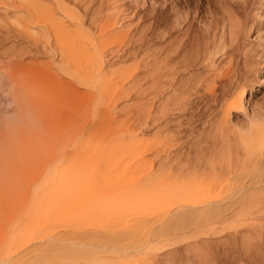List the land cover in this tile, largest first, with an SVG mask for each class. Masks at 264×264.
<instances>
[{
  "label": "bare ground",
  "instance_id": "6f19581e",
  "mask_svg": "<svg viewBox=\"0 0 264 264\" xmlns=\"http://www.w3.org/2000/svg\"><path fill=\"white\" fill-rule=\"evenodd\" d=\"M158 1L0 0V24L20 32L40 59L24 63L32 50L17 48L22 56L17 44L9 52L20 55L0 65V117L12 124L0 136V264H212L220 246L233 252L223 260L264 264V112L247 124L232 118L257 106L250 76L264 85V64L255 68L245 43L259 22L226 0L222 11L205 13L203 33L191 35L190 10L174 2L166 48L152 50L145 13L134 6ZM258 43L264 51V37ZM22 73L40 84L25 90ZM74 82L85 88L75 92L82 104L102 108V122L88 130L54 113ZM218 84L222 114L194 156L171 155L161 127L152 137L141 127L152 114L146 92L159 97V121L194 94L216 99ZM134 98L140 124L117 123L119 104Z\"/></svg>",
  "mask_w": 264,
  "mask_h": 264
},
{
  "label": "rangeland",
  "instance_id": "374dc122",
  "mask_svg": "<svg viewBox=\"0 0 264 264\" xmlns=\"http://www.w3.org/2000/svg\"><path fill=\"white\" fill-rule=\"evenodd\" d=\"M224 1H225V3H224ZM174 2H176V3L178 2V5L180 7H182V9H184V11L190 10V14H189V18H188L187 22L190 21V24H191V28H190V34L191 35H198L201 32L203 33V30H205V26H206V25H204L205 22H206V18L208 19V17L205 16V13H207V11L209 9L212 12H214V10H212V9L217 8L216 10H218L219 8H221L218 11H222L224 8H222L220 3H223V4L226 5V0H166V1L165 0H159L153 6H152V4H150V2H146L145 4H138L137 7H136V4H135L134 7L137 8L136 9L137 11H140L143 14L145 13L143 19L141 20V22L142 23H146L147 33L149 32L148 33V37L150 38V40H152V42H151V45H152L151 49L152 50L153 49L154 50L157 49V51L158 50L162 51L163 49L166 48V47H164V46H166V44H165V39L163 38L164 37L163 34H165L164 29L166 28L165 26H167V23L169 24V21H172L173 19H175V16H173L174 15V13H173V11H174L173 5L175 4ZM231 2L233 3V8L238 6V4H242V6L239 5L240 7H236V9L238 8V10H236V11L238 12L241 9L240 12H242V9L244 7L246 9L245 12H247V13H245L246 15L245 14L243 15L241 13H239V15L240 16H247L246 20H248L250 22V24L254 23L255 20H256L255 21L256 23H257V21L259 22L258 26L260 28V32L257 33L253 29L252 32L250 33L249 38L246 40L245 43H246V45H248V47L251 46L249 48L253 49V51L250 49L252 55L254 56L253 57V61L255 63H260L258 65L256 64L257 66L255 68L257 70H260L261 66L264 64V51H263V46L259 45V43H258V36L264 37V0H233V1L231 0ZM235 3H237V5ZM243 4H244V6H243ZM226 6H228V5H226ZM195 7H197V8H195ZM223 7H224V5H223ZM187 8H189V9H187ZM259 8H260V10H259ZM218 11H216V13L214 12V14H217ZM243 12H244V9H243ZM258 13L261 14V16H260L261 18L260 17L258 18V15H257ZM244 18H246V17H243V19ZM9 27H11V26H9ZM14 31L11 30L10 28H7V26L4 27L3 24H0V57H1L0 58V65H1V61H5V60H8V58H11V56L13 54L10 55V53L11 52L15 53V51H17L19 49V47H21V50L25 47L24 51H28L27 48L32 50L31 49L32 48V46H31L32 43L27 41L26 38L24 39V37H23V39L26 42H28L29 44L28 43L26 44V42L23 39H21V40L24 41L25 43L24 42L21 43L19 41V39L22 38V36H21L22 34L20 32L16 33V30H14ZM17 35H18V37H17ZM151 38H153V39H151ZM163 40H164V43H162ZM16 41L18 43H16ZM17 44H18V46H17ZM33 46H34V44H33ZM126 46L127 45L123 44L122 47L126 48ZM13 48H15V51H11ZM21 50L20 51L18 50L19 52H21L20 54H22V52H23ZM9 51H11V52H9ZM7 52L9 53L10 57L7 56L8 55ZM19 52H18V54H19ZM35 52L37 54L36 48L34 49V47H33V50L31 52L30 51L26 52V55H25L24 59H23V57L22 58L20 57V58L23 59V62L24 61L26 63H30V62L33 63L34 62V63L37 64V62L38 63L40 62V59L37 58L38 55H36ZM31 53L34 54V55H31ZM1 54H2V56H1ZM24 54H25V52H24ZM15 55H16V57L19 56L17 54H14L13 56H15ZM13 56H12V58H13ZM22 56H24V55L22 54ZM37 59H39V60H37ZM132 61L133 60L130 61L131 62L130 63L131 67H133L132 66L133 62ZM33 71H37V69H33ZM22 75H24L25 77H28L26 79L24 85H23L25 90H30V89L32 90L38 84H40V82L37 79H35L34 76H31L30 74H28V76H27V74H24V73H22L21 76ZM24 76H22V77H24ZM148 77H146V78H148ZM146 78H145V80H143L142 83L144 84L147 81V83L144 84L145 87H147V89H145L144 86H143V88L146 91H149V92L152 93V91L149 90V89H151L150 86H151L152 82L150 83V81H148L150 78L148 80ZM164 78H163V80L160 78V80H161L160 82H162V81L165 82V80H167L166 77H164ZM250 79H254L253 80V85L255 86V90L251 94V100H252V102H256L257 106L255 108L250 106L248 108V111H247L246 114H244V113H242V114L234 113L232 118L235 119V121L237 123L239 122V124H247L248 121L251 120L252 118L258 117L257 115H259L260 112H264V87H263L264 85L263 86H258L260 80H258L259 78H255L254 73L250 76ZM164 82H162V83H164ZM0 84H1V82H0ZM78 84L79 83H77V82H74V84H73L74 85L73 88H75V91L72 92L70 101L68 103H66L64 106H62L61 108L56 107L54 113H55V116L59 120L68 119L71 125L72 124H74V125L81 124V125H79L77 127H74V129H80V128H83V127L87 126L84 129L88 130V127L91 128L92 126H96L97 124H99V123H96V122L99 121L98 117H99L100 113L99 114L97 113L98 114V117H97V115L95 114V112H96L95 110L98 108V106L96 108L88 109L87 108L88 107V103H85V105H84V104H82L79 101V99H77L78 96H77V94L75 92H78V91L82 92V90H85L84 87H82V86H80V84L79 85ZM76 89H77V91H76ZM167 89L165 88L166 91L165 90L164 91L167 92L168 91ZM221 91H222V88L218 84L217 92H216V95H217L216 99H214L212 97V95L210 96L209 93L203 92V91H202L203 94L202 93L201 94H194V95H192V97L191 96L189 97V98H191L190 99L191 101L190 100H188L189 102L187 100H185L184 102L180 101V103L182 102L181 105L179 103H177L176 107L173 105V108L171 107L172 108L171 110L168 109L169 113H167L168 112V110H167L166 111V113H167L166 116H165V114H166L165 113L162 118L159 117V118H161L160 119L161 121L159 120L160 122L157 119L158 116H156L155 118L157 119L158 122L155 120L156 122L154 124L151 122V120L155 119L154 118L155 114H157V113L159 114L158 109H160L159 108L160 101H159V97H157V96L156 97L158 99L156 98V100H155V98H154V100H153V97H155L154 94L149 95L150 93L146 92L144 94V96H145V99H147L146 100L147 102L145 100H143V102H145L147 106L149 105L148 106L149 108H147V106L145 105L146 109L150 110L152 108L151 109V111H152L151 115H148L147 112L144 113L143 114L144 117L142 119V122L140 121V123H141L140 124L139 123V119L142 118V114L139 116L140 112L138 110L137 111L135 110V108H136L135 106L136 105L134 106V104H138V103H135L136 100L134 98V99H131V101L128 102V103L122 102L121 104H119V107L117 108L116 120H117V123H120V122L124 123V121L125 122L127 121L128 123L132 124V127H134V125L136 126V125L140 124L141 127L145 128L144 130L146 131V133L148 132L147 136H150V137H152L155 134L156 131L159 132L157 130V128L161 127L162 128V132H160L161 136L165 140H166V138L169 139V137H170V139L172 138V140H169V141H172L171 142L172 146L170 145V142L169 143L167 142L168 140L166 141L168 143V144H165L166 147L167 146L170 147V148L172 147L171 149H169L167 147L166 148L167 152L172 153L171 155H173V156H175L174 155L175 153H176V155L179 154V155H182V156H185L186 153H191L192 156H194L195 155V151L194 150H196V148H200L202 146L206 147V144L208 146L209 145L208 140L211 141L212 139L210 140V138H213V136H214L213 135L214 134V129H212L214 127H213L212 123H215V121H217L220 118L221 114H222V111L220 110V108H221L220 105H222V101H220V100H222ZM0 96H1V94H0ZM1 97H2L1 99H3V96H1ZM18 97L20 98V96H18ZM217 97H218V100H217ZM22 98L23 97H21V99H20L21 102L23 101ZM158 101H159V103H158ZM186 101H187V104L185 103ZM183 103L186 104V106L183 107L182 106ZM178 105L181 106L182 108L179 107ZM22 106H23V104H22ZM155 106H157L158 109ZM20 107H21V105H20ZM177 107H178V109H177ZM26 109L22 108V109H20L19 112L23 113ZM98 109L101 112L102 108L101 109L98 108ZM146 109L144 108V110H146ZM26 112H24V113L27 114V117L25 115H21V116H22V118L25 121L30 119L29 120L30 123H27L28 121L26 123L30 124V126H32V124H33V122L35 120L34 118L35 117L37 118V116L34 113H33L34 115H32V113H30V115H32V116L28 115V112H30V111H28V109L26 110ZM31 112H32V110H31ZM137 112H139V114ZM29 116H30V118H28ZM2 118L3 119L5 118V121L7 122V119L8 118L10 119L11 117H10V115H4ZM2 118L0 119V125L4 122ZM26 118H28V119H26ZM148 119H151V120H149L151 122L150 123L151 125L148 123L149 122ZM70 120H72V123H71ZM145 120L147 121V123H145L146 122ZM36 121H38V118L36 119ZM99 122L101 123L102 121H99ZM127 122L125 124H128ZM136 122L139 123V124H137ZM3 124L6 127H4V125H3V127H2L3 129H1V126H0V129H1L0 130V136L1 137L6 131L9 132L10 129L12 130V124L11 123H8V124H11V126H9V125L7 126L5 124V122ZM145 124H148V126L149 125L150 126L149 127L148 126L144 127ZM152 124H153V126H152ZM37 125H38V122L34 124V126H37ZM211 125H212V127H211ZM209 131H210V133H209ZM212 132H213V134H212ZM1 133H3V134L1 135ZM210 135H211V137H210ZM206 136H208V137H206ZM1 137H0V148L3 147L2 143L4 142V140H3L4 138H2V140H1ZM1 141H3V142L1 143ZM162 149H165V146ZM166 150H162L160 154H164V153H165V155L168 154L167 152H164ZM0 165H1L0 166V170L1 169H5L4 166L2 167L1 163H0ZM8 180H10V179H6L5 181H8ZM246 180H249V179L247 178ZM218 249L219 250H217V251H219V252H217V251L216 252L218 254L220 253V254L223 255V258L221 257L222 258L221 259L222 260L221 261L222 264H234L236 262H237L236 264H243V263L247 264V262L250 263L248 260H246L247 261L246 263L244 262L245 260H243V263H241L242 262L241 260L239 262L235 261V262L232 263L229 257L230 256L233 257V254L228 256V257H226V259L223 260L225 256L229 255L228 253H233V252H231V250L228 249L227 250V255H226V252L223 251L224 248L222 246H220ZM221 251H223L225 254L222 253ZM217 253H216V256L218 258V259H216L217 263L212 262V264L213 263L221 264L220 260H219L220 259V255H217ZM263 256H264V252H263ZM227 258H229L228 259L229 261L227 260ZM226 260H227V262H225ZM260 262L262 263V261H260ZM252 263L256 264V261H254ZM259 263L257 262V264H259Z\"/></svg>",
  "mask_w": 264,
  "mask_h": 264
}]
</instances>
